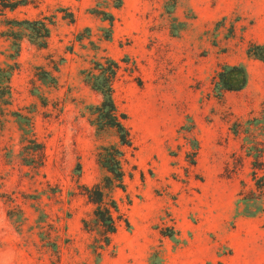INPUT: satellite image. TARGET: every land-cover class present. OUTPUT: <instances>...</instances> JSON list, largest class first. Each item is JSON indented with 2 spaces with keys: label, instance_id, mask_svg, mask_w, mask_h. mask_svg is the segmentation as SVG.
Wrapping results in <instances>:
<instances>
[{
  "label": "rangeland",
  "instance_id": "rangeland-1",
  "mask_svg": "<svg viewBox=\"0 0 264 264\" xmlns=\"http://www.w3.org/2000/svg\"><path fill=\"white\" fill-rule=\"evenodd\" d=\"M6 12L2 66L15 51L7 20L51 24L46 47L14 27L0 264H264V199L240 193L252 185L244 146L264 142V63L247 55L264 43V0H30ZM106 58L119 64L114 96L132 135L125 186L105 191L118 204L109 244L86 190L108 175L100 148L119 144L91 123L102 97L86 72Z\"/></svg>",
  "mask_w": 264,
  "mask_h": 264
},
{
  "label": "trees",
  "instance_id": "trees-1",
  "mask_svg": "<svg viewBox=\"0 0 264 264\" xmlns=\"http://www.w3.org/2000/svg\"><path fill=\"white\" fill-rule=\"evenodd\" d=\"M29 2L30 0H2L0 2V16H6V11H15L20 6L27 5ZM7 21L12 25L9 37L13 39L11 47L15 51L9 55L10 61L5 62L4 66L0 64V100L9 104V99L11 98V78L18 68L17 57L19 56L21 47L20 40L23 36L18 34L14 30V27L18 26L24 29L26 34L23 37H28L39 47H46L50 37L51 22L47 21L46 18L9 19ZM247 55L264 63V43L251 42L247 48ZM226 68L235 67L227 65ZM118 69L119 64L117 61L112 58H106L104 62H96L95 67L86 72L87 83L93 90L99 92L102 97L100 104L92 107L91 123L100 131L108 128L114 129L119 138V144L102 146L98 152V162L108 172V175L104 179V184L93 187L86 186L89 197L97 205L95 216L107 235V244L110 243V235L114 234L117 230L113 210L118 209V204L114 198L111 199L110 205L106 204L105 191L117 187L124 188L125 170L123 168V160L125 154L121 146H130L132 144L131 131L126 124L127 113L120 110L114 96V83L117 78ZM220 80H224L225 82V86H223L225 91L233 89V86L228 83L227 73H222ZM244 84L245 80L241 86L243 87ZM251 129H254L252 125L246 130L240 127L235 132L237 134L241 131L248 133L252 131ZM247 136L249 135L245 137L247 138ZM250 144L252 145L244 147H247V155L252 158V170L250 174L252 185H248V183L242 181L240 193L248 199H264V142L253 141ZM159 259L162 261L161 258Z\"/></svg>",
  "mask_w": 264,
  "mask_h": 264
}]
</instances>
